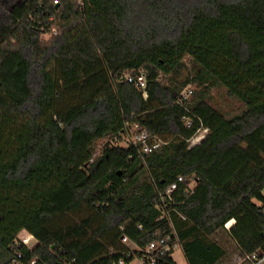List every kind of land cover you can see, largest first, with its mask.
Here are the masks:
<instances>
[{"label":"trees","instance_id":"obj_1","mask_svg":"<svg viewBox=\"0 0 264 264\" xmlns=\"http://www.w3.org/2000/svg\"><path fill=\"white\" fill-rule=\"evenodd\" d=\"M0 6V264H131L173 232L187 264H225L224 233L242 264L264 249V0ZM187 58L194 72L180 82ZM192 85L200 91L178 104ZM217 87L240 115L210 104ZM136 124L166 144L95 157L100 140L119 143ZM201 125L209 150L196 159L188 141ZM191 176L189 193L178 178ZM172 254L148 264H177Z\"/></svg>","mask_w":264,"mask_h":264},{"label":"built area","instance_id":"obj_2","mask_svg":"<svg viewBox=\"0 0 264 264\" xmlns=\"http://www.w3.org/2000/svg\"><path fill=\"white\" fill-rule=\"evenodd\" d=\"M62 1L63 0H50V4L53 6H59L62 3ZM127 80L129 82L134 81V79L130 76H127ZM138 86L139 88H145L144 77L139 79ZM194 91H195L194 87L192 86L186 87L182 91L178 99V104L184 105L185 102L189 101L194 95ZM183 120L185 122V125L188 128L193 126V121L190 118H184ZM129 129H130L129 135L131 137V139L129 140L130 145H133L135 148H138L145 155L152 153L154 150H157L166 144L163 140H161L157 136L152 135L147 130L141 128L138 124L129 127ZM131 130L133 131V133ZM201 132H204L205 134H209V130L203 128V126L201 125V127L197 130L194 137L188 141L190 144V147L196 146L198 144V141L200 142L204 140V138H202L200 135ZM178 182L187 185L188 187L187 192L189 193L193 192L194 186L191 185L190 180H188L186 177L178 178ZM177 188H178L177 184H173L167 187L166 190L162 191L160 193L161 203L163 204V203L169 202L170 204H172L174 202L173 194L177 191ZM160 210L163 212V218L170 217L168 213H165L163 211V208L161 205H160ZM182 218L185 219L184 217ZM232 222L234 224V221ZM31 240H35V239L32 235L28 234V237L23 238L20 241L24 245L29 247V243L31 242ZM122 242L125 244H128L129 240L126 237H123ZM178 249H181V244L179 242V239L177 238L176 233L173 232L171 237H167L163 240H160L159 242L152 243L148 245L145 249L140 250V252L143 253V256L141 257L136 256L134 261L138 260L139 264H148V262L154 263L155 258H156L154 254L157 251H160L161 253L172 252L174 254V252L177 251ZM243 260L246 261L248 264H264V249H259L255 253L251 255H247ZM117 264H126V263L124 260H121Z\"/></svg>","mask_w":264,"mask_h":264},{"label":"rangeland","instance_id":"obj_3","mask_svg":"<svg viewBox=\"0 0 264 264\" xmlns=\"http://www.w3.org/2000/svg\"><path fill=\"white\" fill-rule=\"evenodd\" d=\"M5 0L1 1V5H3ZM174 2H177V4L181 7V8H185L190 2L194 1V0H173ZM1 8V6H0ZM1 17V15H0ZM55 33L52 32L51 34H47V35H43L42 36V40L44 43L50 44L53 39L55 38ZM185 64H186V68L181 72L180 75H174V77L177 78V80H179L180 82L185 81L188 77H191V75L194 72V64L191 62V60L189 58L185 59ZM36 76H33V79H35ZM170 79L171 78H163V83L164 85H170ZM192 87L195 88L196 92H199V88H197L195 85H192ZM209 102L210 104L220 110L221 112H223L228 118L240 115L243 110H244V106L239 103L238 101H236L235 99H232L228 96L227 92L222 89V88H213L210 91L209 94ZM133 130V129H132ZM131 130V131H132ZM133 133V131H132ZM201 137L204 138V140L202 141H198V144L196 145L197 148L194 151V158L196 159H201L203 158L207 151L209 150V145L206 144L205 146L202 145V143H204V141L208 138V134H205L204 132L200 133ZM131 139L130 135L129 136H125L123 137V139L117 143L116 140L112 139V138H105L103 140H100L97 144H96V154L95 157H99L104 151L105 149L110 146V147H121V148H128L130 146V142L129 140ZM196 146L190 147V149L195 148ZM190 183L192 186H195V177L191 176L189 177ZM233 225V223L231 224H227L226 225V229L229 230ZM28 237V234L26 232H22L19 235V239H23ZM215 239L219 242H221L222 244H224L225 248L227 249V251L229 252L228 258L225 262V264H242V258L241 256L238 254V252L236 251V247L235 245L231 242L230 238L224 233V234H219L218 236L215 237ZM36 241L35 240H31V242L29 243V247L32 248L33 246H35ZM173 259L175 260V262L177 264H187L185 256L183 254V251L181 249H178L177 251L174 252L173 254ZM132 264H139L138 260H135L132 262Z\"/></svg>","mask_w":264,"mask_h":264},{"label":"bare ground","instance_id":"obj_4","mask_svg":"<svg viewBox=\"0 0 264 264\" xmlns=\"http://www.w3.org/2000/svg\"><path fill=\"white\" fill-rule=\"evenodd\" d=\"M231 223H233V222H231ZM231 223H230V224H231ZM230 226H232V225H230Z\"/></svg>","mask_w":264,"mask_h":264}]
</instances>
